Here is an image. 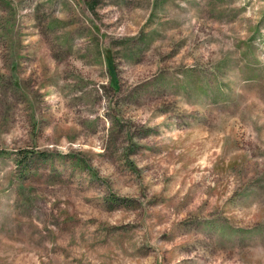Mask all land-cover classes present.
I'll list each match as a JSON object with an SVG mask.
<instances>
[{
	"label": "rangeland",
	"instance_id": "374dc122",
	"mask_svg": "<svg viewBox=\"0 0 264 264\" xmlns=\"http://www.w3.org/2000/svg\"><path fill=\"white\" fill-rule=\"evenodd\" d=\"M0 264H264V0H0Z\"/></svg>",
	"mask_w": 264,
	"mask_h": 264
}]
</instances>
